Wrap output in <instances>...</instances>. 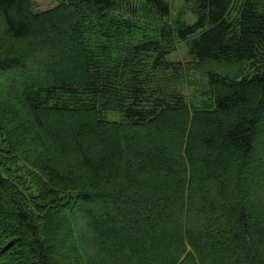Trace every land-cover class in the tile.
<instances>
[{
	"label": "trees",
	"instance_id": "trees-1",
	"mask_svg": "<svg viewBox=\"0 0 264 264\" xmlns=\"http://www.w3.org/2000/svg\"><path fill=\"white\" fill-rule=\"evenodd\" d=\"M192 10L0 0V264H264V0Z\"/></svg>",
	"mask_w": 264,
	"mask_h": 264
},
{
	"label": "rangeland",
	"instance_id": "rangeland-1",
	"mask_svg": "<svg viewBox=\"0 0 264 264\" xmlns=\"http://www.w3.org/2000/svg\"><path fill=\"white\" fill-rule=\"evenodd\" d=\"M171 5V14L164 21L170 25H176L177 22L192 23L194 13L192 10L193 0H167ZM37 11H44L54 8L59 0H35ZM178 20V21H177ZM175 51L169 56V60L180 63L184 72V83L182 92L189 101L199 96L206 89L207 69H213L216 72L218 67L214 65H200L189 52L188 42H176ZM220 73V72H218ZM112 119L117 120V115H112ZM12 166L11 170H14ZM1 171V170H0ZM6 174V167L2 168ZM94 255V254H93Z\"/></svg>",
	"mask_w": 264,
	"mask_h": 264
}]
</instances>
